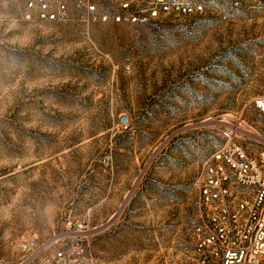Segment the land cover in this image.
Returning a JSON list of instances; mask_svg holds the SVG:
<instances>
[{
  "label": "rangeland",
  "instance_id": "rangeland-1",
  "mask_svg": "<svg viewBox=\"0 0 264 264\" xmlns=\"http://www.w3.org/2000/svg\"><path fill=\"white\" fill-rule=\"evenodd\" d=\"M83 1L0 0V264H192L197 172L264 136V18L211 0L120 25Z\"/></svg>",
  "mask_w": 264,
  "mask_h": 264
},
{
  "label": "built area",
  "instance_id": "built-area-1",
  "mask_svg": "<svg viewBox=\"0 0 264 264\" xmlns=\"http://www.w3.org/2000/svg\"><path fill=\"white\" fill-rule=\"evenodd\" d=\"M211 0H85L88 15L120 25H146L165 17L200 16ZM264 18V0H253ZM100 2L110 4L104 9ZM68 12V0L57 10L42 4L40 15L57 20ZM264 113V97L256 101ZM244 147L218 150L197 172L193 184L192 264H264V136L244 139ZM57 257L68 264L63 253Z\"/></svg>",
  "mask_w": 264,
  "mask_h": 264
},
{
  "label": "water",
  "instance_id": "water-1",
  "mask_svg": "<svg viewBox=\"0 0 264 264\" xmlns=\"http://www.w3.org/2000/svg\"><path fill=\"white\" fill-rule=\"evenodd\" d=\"M126 120H127V118H126V117H123V118H122V121H123V122H125Z\"/></svg>",
  "mask_w": 264,
  "mask_h": 264
}]
</instances>
